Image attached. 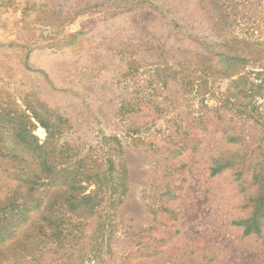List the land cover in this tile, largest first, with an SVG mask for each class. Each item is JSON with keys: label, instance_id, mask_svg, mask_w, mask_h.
Here are the masks:
<instances>
[{"label": "rangeland", "instance_id": "374dc122", "mask_svg": "<svg viewBox=\"0 0 264 264\" xmlns=\"http://www.w3.org/2000/svg\"><path fill=\"white\" fill-rule=\"evenodd\" d=\"M14 201L43 264H264V0H0Z\"/></svg>", "mask_w": 264, "mask_h": 264}, {"label": "trees", "instance_id": "16d2710c", "mask_svg": "<svg viewBox=\"0 0 264 264\" xmlns=\"http://www.w3.org/2000/svg\"><path fill=\"white\" fill-rule=\"evenodd\" d=\"M20 200L23 201L20 206L24 207L27 197L23 196ZM20 206L15 201L7 202L6 205H1L0 202V264H43L42 254H39L42 250L40 246L45 243L40 240L42 231H38V234L32 237V239H38L41 242L37 244L39 249L36 252L30 251L31 244L28 246L29 237L26 232L22 235L23 239L17 238L18 231L16 227L22 224L20 223L21 221L29 219L28 213L18 209ZM263 231L264 225L260 223L255 224L254 228L249 227L245 233L248 235L252 232L251 234L254 233L256 236H261ZM257 251L258 253H263L264 248Z\"/></svg>", "mask_w": 264, "mask_h": 264}]
</instances>
